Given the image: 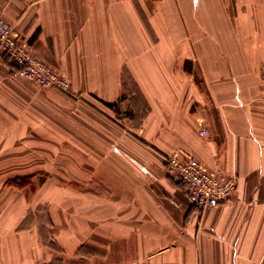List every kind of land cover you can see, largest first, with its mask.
<instances>
[{"label": "crops", "instance_id": "1", "mask_svg": "<svg viewBox=\"0 0 264 264\" xmlns=\"http://www.w3.org/2000/svg\"><path fill=\"white\" fill-rule=\"evenodd\" d=\"M0 13L72 86L39 90L0 50V264H264V0ZM173 156L235 195L197 203Z\"/></svg>", "mask_w": 264, "mask_h": 264}, {"label": "built area", "instance_id": "2", "mask_svg": "<svg viewBox=\"0 0 264 264\" xmlns=\"http://www.w3.org/2000/svg\"><path fill=\"white\" fill-rule=\"evenodd\" d=\"M0 50L19 66V75L32 83L37 89L56 88L64 93H71L70 81L60 73L49 69L29 50L0 13ZM208 135V131L201 132ZM168 168L187 189L197 203L204 206L228 202L237 191L238 182L235 177H222L208 172L194 158L173 156L167 158Z\"/></svg>", "mask_w": 264, "mask_h": 264}, {"label": "rangeland", "instance_id": "3", "mask_svg": "<svg viewBox=\"0 0 264 264\" xmlns=\"http://www.w3.org/2000/svg\"><path fill=\"white\" fill-rule=\"evenodd\" d=\"M139 119V122L141 123V121H142V117H140V118H138Z\"/></svg>", "mask_w": 264, "mask_h": 264}]
</instances>
